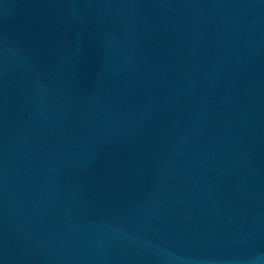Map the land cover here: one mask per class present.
I'll return each instance as SVG.
<instances>
[{"label": "water", "instance_id": "obj_1", "mask_svg": "<svg viewBox=\"0 0 264 264\" xmlns=\"http://www.w3.org/2000/svg\"><path fill=\"white\" fill-rule=\"evenodd\" d=\"M0 264H264V0H0Z\"/></svg>", "mask_w": 264, "mask_h": 264}]
</instances>
